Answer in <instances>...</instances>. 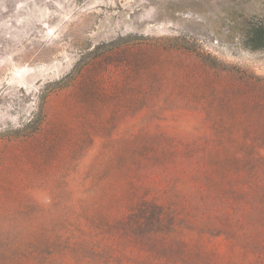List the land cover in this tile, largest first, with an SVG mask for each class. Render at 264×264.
Instances as JSON below:
<instances>
[{"label":"rangeland","instance_id":"374dc122","mask_svg":"<svg viewBox=\"0 0 264 264\" xmlns=\"http://www.w3.org/2000/svg\"><path fill=\"white\" fill-rule=\"evenodd\" d=\"M172 220L264 239V0H0V264L175 263Z\"/></svg>","mask_w":264,"mask_h":264},{"label":"trees","instance_id":"16d2710c","mask_svg":"<svg viewBox=\"0 0 264 264\" xmlns=\"http://www.w3.org/2000/svg\"><path fill=\"white\" fill-rule=\"evenodd\" d=\"M261 31L262 29L258 28L257 33H255V41L257 39H261ZM21 127L22 126L20 125L12 126L11 131L14 134L19 133L21 132ZM155 209L156 208H152L151 206H148V207L143 206L139 211L140 213H142V215L145 216V218H143L142 220L150 219L152 224L154 223L155 225H157V223L162 222V220H158L154 218L153 210ZM177 230H180V229L176 226L175 222L172 220L170 223H168V225H166V227H161L162 233L160 234V236H156V239L162 243L166 242L167 240H170V244L168 248H177L176 262L175 263L169 262V264H178V263L188 264L189 262H192L194 264H213L212 262L207 260L203 252L201 253L199 251H196L195 249H190L188 247V244L184 241L183 238L181 240L178 239V237L176 236ZM49 241L50 240H42L41 243L48 244ZM252 241L253 242H250L249 240L245 239L240 242L241 249H244L243 251L244 254L240 257L241 260L239 259L234 260L233 259L234 257H232L231 255L229 260L225 262L224 264H264V239H259L257 237L255 241L254 239ZM161 245L162 244L154 240L152 247L155 249H159ZM256 247H257V250L254 251ZM230 250H231V247H230Z\"/></svg>","mask_w":264,"mask_h":264}]
</instances>
